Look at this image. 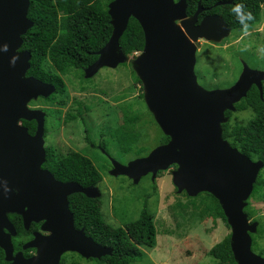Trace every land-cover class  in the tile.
Here are the masks:
<instances>
[{
	"label": "water",
	"instance_id": "obj_1",
	"mask_svg": "<svg viewBox=\"0 0 264 264\" xmlns=\"http://www.w3.org/2000/svg\"><path fill=\"white\" fill-rule=\"evenodd\" d=\"M229 2L218 1L214 5ZM28 7L29 0H0V177L9 178V187L18 188L24 206L29 207L32 215H38H31L32 219H45L43 227L51 233L41 238V260L57 262L60 253L67 250L99 259L110 254L111 247L96 243L83 228L74 226L67 200L73 193L98 198V187L56 181L40 166L45 159V112L30 109L27 103L48 97L55 92V86L25 75L30 53L18 48L21 35L33 25L27 17ZM202 10L198 3L193 14L187 16L186 0H109L111 33L95 52L96 59L84 68V77L129 59L121 50L119 39L129 18L137 20L144 45L132 59V67L141 82L148 110L169 139L126 164L113 160L109 174L123 175L137 183L148 173L153 180L157 171L175 165L171 176L177 193L194 197L207 192L218 201L230 228L229 243L236 264H264V258L251 249L250 234L256 232L257 222H249L243 211L263 163L239 152L221 135L222 124L228 120L225 111H233L234 103L252 85L262 97L264 71L251 69L242 62L233 84L204 89L194 72L199 40L219 42L231 29L218 14L204 15L198 20ZM21 119L36 121L33 136L20 125ZM12 201L8 199L9 203ZM28 221L26 214L25 225Z\"/></svg>",
	"mask_w": 264,
	"mask_h": 264
},
{
	"label": "trees",
	"instance_id": "obj_2",
	"mask_svg": "<svg viewBox=\"0 0 264 264\" xmlns=\"http://www.w3.org/2000/svg\"><path fill=\"white\" fill-rule=\"evenodd\" d=\"M218 1L227 0H186V14L191 16L199 3L203 10L198 15V20L204 15L218 14L231 30L244 31L259 20L260 10L264 6V0H231L229 3L215 6ZM108 2L109 0H29L27 17L33 25L21 35L22 48L30 53L26 74L55 86V92L46 98L42 97L44 103L52 106L43 109L46 118L51 115L59 118L61 110L58 107L64 106L70 97L66 86L69 76L87 81L83 77V69L96 59L95 52L104 45L111 33L110 17L107 14ZM119 44L128 57H134L135 53L142 50L143 32L133 17L129 18ZM133 74L134 83H140L134 71ZM262 90L263 94L260 97L257 87L252 85L246 95L234 103L235 111L248 112L249 118L246 122L239 121L233 111H225L228 120L222 124L221 135L239 152L263 163L249 198L253 196L264 200V82ZM139 97L143 98V94H139ZM74 98L77 99L75 96ZM130 109L131 104L122 108L121 123L116 131H113L116 144L125 154L131 150V145L139 140V132H136L139 130H133L138 117L130 116ZM88 112L86 105L83 106L82 102L75 101L63 113L64 121L77 118L83 120ZM26 125L31 131L35 129L34 125L28 123ZM87 126L84 123L86 129ZM168 139L169 137L164 135L161 143L167 142ZM45 151L47 161L51 162V167L48 168L55 178L63 181L72 180L82 187L97 186L102 181L100 171L85 154L72 150L62 153L57 149L53 150L52 146L46 147ZM52 151L55 152L54 155ZM143 152V147H139L138 156ZM172 167L175 168V165ZM201 194L206 195L209 203L196 208L197 215L206 216L215 212L229 229L218 201L207 192ZM181 195L187 194L182 192ZM148 196L146 195L142 200L137 216L122 226H111L106 223L101 211L100 197L88 198L81 193L68 196L74 226L83 227L85 234L93 241L112 249L110 254L102 256L99 260L96 259V264H133L143 257L140 247H154L156 228L149 210ZM248 200L243 211L247 214L249 222L258 221ZM260 223L263 222H258L256 232L250 234L251 249L254 244H258L257 239L264 237ZM229 238L230 232L207 251L213 259L212 264H236Z\"/></svg>",
	"mask_w": 264,
	"mask_h": 264
},
{
	"label": "rangeland",
	"instance_id": "obj_3",
	"mask_svg": "<svg viewBox=\"0 0 264 264\" xmlns=\"http://www.w3.org/2000/svg\"><path fill=\"white\" fill-rule=\"evenodd\" d=\"M138 53H135L134 57ZM134 57H129L126 62L120 63L114 68H100L92 79L93 87H97L98 91L92 89L86 91L85 95L84 92H79V85L74 76L71 75L66 80L69 96H92L95 98L110 96L119 100L120 116L122 108L131 104L130 116L138 117L133 128V130H139H135L139 132L138 142L132 144L131 150L126 154L121 152L115 142L110 143L114 145L113 150L116 157L121 160L118 161L121 164L146 155L154 147L162 144L164 136L144 99L139 97V94H143V89L141 82L134 83V69L131 63ZM195 59L194 72L197 81L206 90L226 88L233 84L241 72L242 62L251 69L264 71V6L260 10L259 20L249 29L230 30L228 36L219 42L200 39ZM33 103L41 110L52 108L49 103H44L42 97ZM66 106L58 107L61 110L59 118L68 110H66ZM233 112L239 121L246 122L249 118L247 111L233 110ZM99 113V111H95L91 114L89 110L86 117H90L91 121L87 122L89 125L87 128L100 129L102 121L97 120ZM47 125L52 126H50L46 143L54 146L57 151L65 153L70 149L78 150L82 146L81 137L84 134V122L81 118L63 124L51 115L47 117ZM139 147L144 149L140 156H138ZM81 151L86 154L85 150ZM87 156L95 163L92 155L88 154ZM95 165L102 175V181L97 187L101 192L99 199L102 203L103 219L111 226H122L125 222L135 218L142 200L146 195H149V210L153 215L156 228V242L152 248L140 247L143 257L133 264L213 263V259L207 254V251L223 239L230 232V228L226 227L215 212L206 216L197 215L196 208L209 203L206 195L201 192L190 197L177 193L172 183L171 172L174 169L172 166L167 170L157 171L153 180L148 173L142 176L140 181L133 183L126 176L110 175L109 170L112 167H101L96 163ZM248 199L249 206L256 213L255 219L258 220L256 222H263L260 223V227L264 231V200L253 196ZM134 205V210L129 209ZM125 210L129 213L127 214ZM256 241L258 244H254L252 251L264 258V237Z\"/></svg>",
	"mask_w": 264,
	"mask_h": 264
},
{
	"label": "flooded vegetation",
	"instance_id": "obj_4",
	"mask_svg": "<svg viewBox=\"0 0 264 264\" xmlns=\"http://www.w3.org/2000/svg\"><path fill=\"white\" fill-rule=\"evenodd\" d=\"M22 50H26V49L22 48V43H21L20 47L18 48V51H22ZM25 75L31 76L28 74ZM93 76L89 78H85L84 69H83V77L87 79V81H82L79 78L75 77L77 80V84L79 85L78 87L79 92H84V94L86 95V91L92 89L98 91L97 87L95 86L93 87L94 85L92 81ZM263 82L264 81H262V83ZM74 96H70L68 98L65 104V106L67 105L66 110L71 107L70 105L73 102L75 101L82 102L83 106L86 105V108L90 110L91 114H93V112L95 111H99L100 112L98 114L99 118L97 120L102 122L99 126L100 127L99 130H92L91 127L86 129L83 126L84 134L81 137L82 146L79 147L80 149L78 150H74V149H70V150L81 152L83 154L84 152H82L81 150H85L86 153L85 155L86 156L88 154L92 155L97 165L101 167L111 168L113 160L121 161L118 159V157H116V154L113 150L114 145L110 144L111 142L116 143V140L113 137V131H116V128L121 123L120 122L121 116L119 115L120 101L110 96L108 97L99 96V98H95L92 96H86V97L80 96V97H76L77 99H75ZM39 98L40 97H38L37 99ZM35 100L31 99L27 103V107L30 109H40L37 105H34L33 101ZM56 120H60L61 123L63 124H68L74 121V120H69L65 122L64 115H62V117L60 118H56ZM89 120L91 121V119L85 117L82 121L87 124ZM19 123L20 125L27 128V133L30 136L34 135L36 131V121L34 119L30 121L21 119ZM27 123L31 124V126L34 125L35 129L31 131L30 128L27 127L26 125ZM50 126L52 125L49 126L47 125V118L45 115L44 133L42 136L44 143V150L46 147L52 146L46 143V138L49 134ZM52 148L53 150H55L54 146H52ZM54 154L55 152L52 151V155ZM40 166L43 170H46L48 173H50L56 181L59 182L72 181V180L63 181L55 178L54 174L48 168L51 167V162L47 161L46 151H45V159ZM8 179L7 177L5 178L0 177V264H26V262L27 264H94L95 263V260L97 258L85 257L80 253L71 250L63 251L62 253H60L57 262L54 263H49L44 261L46 258H42L41 260V256H39L40 246L42 244L41 238L45 239L50 235L51 232L49 229H46V227H43L45 219L40 217H38V219L36 220L32 219V216L37 218L38 215L36 214L32 215L31 211L29 210V207L24 206V203L22 201L23 200L22 195L18 193V188L9 187ZM9 192H11V194H9ZM10 196L12 198H10ZM8 199L13 201L9 203ZM68 209H69V204H68ZM129 209L134 210L135 205L133 207L131 206ZM13 210L15 211L13 212ZM37 211L39 212V210ZM126 213L128 214L129 212L127 211ZM26 214L29 215V221L25 225L24 218H26ZM42 214L44 213H41V216ZM38 237L41 240H39ZM33 242L35 243L34 246L32 244Z\"/></svg>",
	"mask_w": 264,
	"mask_h": 264
}]
</instances>
